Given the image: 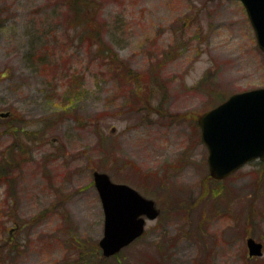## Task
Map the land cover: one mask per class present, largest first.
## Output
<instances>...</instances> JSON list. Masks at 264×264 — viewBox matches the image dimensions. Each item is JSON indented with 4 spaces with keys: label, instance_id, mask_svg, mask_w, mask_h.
Returning <instances> with one entry per match:
<instances>
[{
    "label": "rangeland",
    "instance_id": "obj_1",
    "mask_svg": "<svg viewBox=\"0 0 264 264\" xmlns=\"http://www.w3.org/2000/svg\"><path fill=\"white\" fill-rule=\"evenodd\" d=\"M82 1L0 0V264H264V161L215 179L198 123L264 86L243 2ZM96 171L160 211L115 256Z\"/></svg>",
    "mask_w": 264,
    "mask_h": 264
},
{
    "label": "water",
    "instance_id": "obj_2",
    "mask_svg": "<svg viewBox=\"0 0 264 264\" xmlns=\"http://www.w3.org/2000/svg\"><path fill=\"white\" fill-rule=\"evenodd\" d=\"M241 1L264 50V0ZM198 122L214 178L223 179L250 160H264V86L233 93L204 112ZM94 180L105 214L100 246L108 257L142 235L146 217L154 219L160 211L153 199L126 183L114 182L106 172L96 171ZM247 245L251 256L263 254V243L255 238L249 237Z\"/></svg>",
    "mask_w": 264,
    "mask_h": 264
},
{
    "label": "trees",
    "instance_id": "obj_3",
    "mask_svg": "<svg viewBox=\"0 0 264 264\" xmlns=\"http://www.w3.org/2000/svg\"><path fill=\"white\" fill-rule=\"evenodd\" d=\"M73 8H76L81 13H84V11H87L88 7L85 6V4L80 2V0H70L69 2ZM90 16V15H89Z\"/></svg>",
    "mask_w": 264,
    "mask_h": 264
},
{
    "label": "bare ground",
    "instance_id": "obj_4",
    "mask_svg": "<svg viewBox=\"0 0 264 264\" xmlns=\"http://www.w3.org/2000/svg\"><path fill=\"white\" fill-rule=\"evenodd\" d=\"M239 170V169H238Z\"/></svg>",
    "mask_w": 264,
    "mask_h": 264
}]
</instances>
